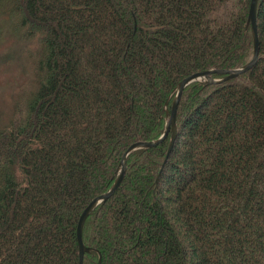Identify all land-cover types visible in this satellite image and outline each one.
I'll list each match as a JSON object with an SVG mask.
<instances>
[{"label":"trees","instance_id":"trees-1","mask_svg":"<svg viewBox=\"0 0 264 264\" xmlns=\"http://www.w3.org/2000/svg\"><path fill=\"white\" fill-rule=\"evenodd\" d=\"M249 1L0 0L41 44L0 131V264H78L80 213L161 136L176 85L250 60ZM256 26V64L190 83L170 150L171 131L127 156L84 221L83 264H264V0Z\"/></svg>","mask_w":264,"mask_h":264},{"label":"rangeland","instance_id":"rangeland-1","mask_svg":"<svg viewBox=\"0 0 264 264\" xmlns=\"http://www.w3.org/2000/svg\"><path fill=\"white\" fill-rule=\"evenodd\" d=\"M19 17V12L8 9V5L0 2V131L10 123L14 110L16 116L19 108L22 110L26 106L36 81L39 80V68L35 64V57L41 44L34 39L28 47L26 46L27 41H23L22 35V28L25 27L20 26ZM1 164L5 167L6 161Z\"/></svg>","mask_w":264,"mask_h":264},{"label":"water","instance_id":"water-1","mask_svg":"<svg viewBox=\"0 0 264 264\" xmlns=\"http://www.w3.org/2000/svg\"><path fill=\"white\" fill-rule=\"evenodd\" d=\"M256 6H257V0H250L249 1V8L247 13V24L246 27L249 28L252 38V55L248 62H246L241 67L235 68V69H218V70H209V71H203V72H196L188 77L182 79L175 87V96L173 98L172 104H171V110L169 117L166 122V128L163 133V135L159 138H157L154 141H138L133 144H131L123 153L121 160L118 164L117 170H116V177L115 180L110 187V189L101 195H98L94 197L87 206L83 209V211L80 213L77 225H76V242H77V249H78V264H83V254L85 252H89L91 250L90 247L85 246V244L82 241V226L84 224L85 219L87 216L95 209L96 206H98L100 203H103L108 197H110L114 191L117 189V187L120 185L124 172L126 167V157L129 153H131L134 150L138 149H147L156 146L160 142H162L169 131V128L171 127L172 135L168 147V151L171 148V145L173 143V140L175 138V128H174V119H175V111L182 93V90L185 86L189 85L192 82L201 81L206 83H215L219 82L221 80L226 79H232L237 77L238 75H241L245 73L247 70H249L251 67L256 64L258 59V33H257V26H256ZM214 74H221L225 77L222 79H213L212 75Z\"/></svg>","mask_w":264,"mask_h":264},{"label":"bare ground","instance_id":"bare-ground-1","mask_svg":"<svg viewBox=\"0 0 264 264\" xmlns=\"http://www.w3.org/2000/svg\"><path fill=\"white\" fill-rule=\"evenodd\" d=\"M176 109H177V108H176ZM175 112H176V111H175ZM169 114H170V113H169ZM169 114H168V116H167V118H166V122H167V119H168V117H169ZM165 128H166V123H165ZM174 128H175V119H174ZM164 131H165V129H164ZM164 131H163V133H164ZM169 131H171V127L169 128ZM169 131H168V133H169ZM174 132H175V131H174ZM163 133L161 134V136L163 135ZM168 133H167V135H168ZM171 133H172V131H171ZM167 135H166V136H167ZM171 135H172V134H171ZM161 136H160V137H161ZM170 139H171V137H170ZM173 141H174V140H173ZM169 143H170V142H169ZM172 144H173V143H172ZM168 147H169V146H168ZM171 147H172V145H171ZM134 151H135V150H134ZM132 152H133V151H132ZM132 152H131V153H132ZM129 154H130V153H129ZM129 154H128V155H129ZM128 155H127V156H128ZM126 158H127V157H126ZM120 160H121V159H120ZM82 227H83V226H82ZM83 255H84V254H83ZM98 262H99V261H98Z\"/></svg>","mask_w":264,"mask_h":264}]
</instances>
